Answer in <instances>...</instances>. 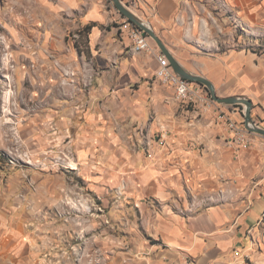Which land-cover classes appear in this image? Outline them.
<instances>
[{
	"label": "crops",
	"instance_id": "crops-1",
	"mask_svg": "<svg viewBox=\"0 0 264 264\" xmlns=\"http://www.w3.org/2000/svg\"><path fill=\"white\" fill-rule=\"evenodd\" d=\"M7 1L19 7L12 19L33 22L16 23L14 34L33 36L35 50L62 55L59 62L75 71L78 97L85 100L74 138L79 171L92 181L95 195L119 197L135 211L146 239L138 247L145 253L141 264H264V136L253 133V145L236 159L219 113L239 120L242 109L217 103L199 110L177 102L174 91L155 78L156 55L165 54L152 38V52L133 50L113 0L0 3ZM120 1L147 22L187 72L209 80L219 97L250 100L253 120L264 129V0ZM200 12L209 21L197 46L186 19ZM212 19L221 31L231 24L239 42L250 37L251 46L221 51ZM75 30L86 33V41L72 47L65 36ZM40 58L51 63L46 54ZM59 77L34 76L44 88L30 93L43 100L48 117L55 114L51 103L60 100L63 126L67 88L58 96L53 85L67 78ZM162 133L166 145L159 144ZM44 192L43 204L55 202L54 189ZM182 196L195 206L181 204Z\"/></svg>",
	"mask_w": 264,
	"mask_h": 264
},
{
	"label": "rangeland",
	"instance_id": "rangeland-1",
	"mask_svg": "<svg viewBox=\"0 0 264 264\" xmlns=\"http://www.w3.org/2000/svg\"><path fill=\"white\" fill-rule=\"evenodd\" d=\"M7 2L0 3V264H141L145 253L138 247L146 239L141 237L144 229L137 214L125 199L95 195L92 181L79 171L74 138L81 121L77 110L85 100L78 97L75 71L59 62L62 55L35 50L33 36L14 34L18 22L9 14L19 7ZM205 21L209 19L202 12L186 19L194 26L197 46L204 43ZM211 22L221 51L230 45L251 46L246 35L239 42L241 34L231 24L221 31L219 20ZM18 24L28 27L33 22L25 18ZM77 31L65 36L69 46L85 43L86 33ZM38 54H46L51 63L39 61ZM49 73L67 78L53 85L58 96L67 88V125L60 124L64 118L58 110L60 100L51 103L55 114L48 117L42 113L43 100L32 99L30 92L44 88L43 83H34V76L43 80L42 75ZM234 106L243 111L234 120L243 124L244 106ZM48 186L55 191L50 196L55 202L45 205ZM190 201V196H182L181 204L194 205ZM263 225L264 213L259 222Z\"/></svg>",
	"mask_w": 264,
	"mask_h": 264
},
{
	"label": "built area",
	"instance_id": "built-area-1",
	"mask_svg": "<svg viewBox=\"0 0 264 264\" xmlns=\"http://www.w3.org/2000/svg\"><path fill=\"white\" fill-rule=\"evenodd\" d=\"M131 8L129 9L133 11ZM119 26L129 36L135 52H152L154 50L151 38L139 26L122 14ZM156 59L158 61V67L155 71V78L163 86L174 91L177 102L187 106H193L199 110H210L216 106L217 103L211 98L205 87L192 83L176 74L167 56L160 53L156 55ZM219 113L231 135V148L233 155L237 159L244 149L253 145V133H250L244 124L240 125L231 115ZM166 143L167 135L162 133L159 144L166 145ZM237 256H241V254L237 253Z\"/></svg>",
	"mask_w": 264,
	"mask_h": 264
},
{
	"label": "water",
	"instance_id": "water-1",
	"mask_svg": "<svg viewBox=\"0 0 264 264\" xmlns=\"http://www.w3.org/2000/svg\"><path fill=\"white\" fill-rule=\"evenodd\" d=\"M118 11L128 18L131 22L139 26L149 37H151L160 48V50L167 56L169 59L174 71L180 77L189 80L190 82H195L205 86L210 92V96L212 99L219 104L222 105H243L244 106V126L250 132L254 134H259L264 136V129L260 128L258 124L253 120L252 117V108L253 104L250 100L242 97H231V98H221L217 95L216 89L214 85L207 79L202 76L194 75L187 72L171 55L165 44L162 40L157 36V34L153 31V29L144 22L141 18L136 16L132 11H130L127 7H125L120 0H113Z\"/></svg>",
	"mask_w": 264,
	"mask_h": 264
},
{
	"label": "bare ground",
	"instance_id": "bare-ground-1",
	"mask_svg": "<svg viewBox=\"0 0 264 264\" xmlns=\"http://www.w3.org/2000/svg\"><path fill=\"white\" fill-rule=\"evenodd\" d=\"M8 101V100H7Z\"/></svg>",
	"mask_w": 264,
	"mask_h": 264
},
{
	"label": "trees",
	"instance_id": "trees-1",
	"mask_svg": "<svg viewBox=\"0 0 264 264\" xmlns=\"http://www.w3.org/2000/svg\"><path fill=\"white\" fill-rule=\"evenodd\" d=\"M86 29V28H85Z\"/></svg>",
	"mask_w": 264,
	"mask_h": 264
}]
</instances>
